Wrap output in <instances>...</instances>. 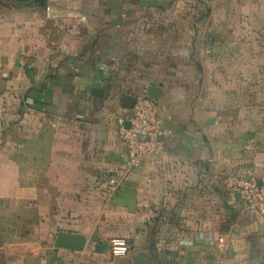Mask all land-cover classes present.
<instances>
[{"label":"crops","instance_id":"obj_1","mask_svg":"<svg viewBox=\"0 0 264 264\" xmlns=\"http://www.w3.org/2000/svg\"><path fill=\"white\" fill-rule=\"evenodd\" d=\"M125 95L163 121L129 174ZM241 173L264 186V0H0V225L30 209L64 226L14 260L0 226V264H264V220L229 188Z\"/></svg>","mask_w":264,"mask_h":264},{"label":"built area","instance_id":"obj_2","mask_svg":"<svg viewBox=\"0 0 264 264\" xmlns=\"http://www.w3.org/2000/svg\"><path fill=\"white\" fill-rule=\"evenodd\" d=\"M119 135L127 146L129 159L125 173H131L140 166L143 160L160 152V137L163 135V121L158 112L157 102L146 96L138 97L128 118L119 121ZM121 179L113 176L109 179L110 191L118 188ZM230 190L238 195L245 206L264 220V186L258 183L250 173L235 175L229 180ZM218 242H224L220 236ZM111 250L116 256H125L130 247L126 238L118 237L111 240Z\"/></svg>","mask_w":264,"mask_h":264},{"label":"rangeland","instance_id":"obj_3","mask_svg":"<svg viewBox=\"0 0 264 264\" xmlns=\"http://www.w3.org/2000/svg\"><path fill=\"white\" fill-rule=\"evenodd\" d=\"M54 212L56 216L64 215L63 211ZM19 215L21 216L20 219ZM47 216V211L41 213L40 211H32L30 209L21 211L20 214L14 209H9L6 221H3V214L1 215L2 221L0 226L2 238L7 239V241L4 243V246L8 250H10L11 248H18L19 250V254H16L17 256H12L13 260L21 255H30V250H32V243L28 241V238H30L31 236L46 237L50 232H55L56 234L57 231L63 229L64 226L62 225H57L54 228L48 225H42V222L47 221ZM89 227L90 226H88V228ZM109 242L111 243L110 240ZM42 244L47 245L48 243L42 242Z\"/></svg>","mask_w":264,"mask_h":264},{"label":"water","instance_id":"obj_4","mask_svg":"<svg viewBox=\"0 0 264 264\" xmlns=\"http://www.w3.org/2000/svg\"><path fill=\"white\" fill-rule=\"evenodd\" d=\"M15 1H18L20 3H25L30 6H37L42 8L48 7V0H15ZM146 97L155 100V98L150 95H147ZM136 100L137 97L131 95H125V97L123 98L124 105L127 108H133ZM86 243H87V236H85L84 234L71 233L65 231H60L57 234L54 241V245L56 247H64L77 251L83 250ZM131 258L133 260V264H160L141 254H132Z\"/></svg>","mask_w":264,"mask_h":264}]
</instances>
